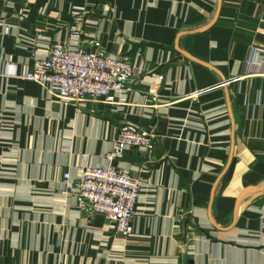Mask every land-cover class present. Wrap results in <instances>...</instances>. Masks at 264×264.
<instances>
[{
    "label": "crops",
    "instance_id": "1",
    "mask_svg": "<svg viewBox=\"0 0 264 264\" xmlns=\"http://www.w3.org/2000/svg\"><path fill=\"white\" fill-rule=\"evenodd\" d=\"M0 20V264H264V0H0ZM74 30L129 58L113 104L22 78ZM125 125L153 149L108 160ZM85 165L142 180L129 236L60 194Z\"/></svg>",
    "mask_w": 264,
    "mask_h": 264
},
{
    "label": "built area",
    "instance_id": "2",
    "mask_svg": "<svg viewBox=\"0 0 264 264\" xmlns=\"http://www.w3.org/2000/svg\"><path fill=\"white\" fill-rule=\"evenodd\" d=\"M0 33L7 35L8 26L0 20ZM74 30L67 44L49 47L41 60H36L33 70L22 77L40 86L47 94L65 105L82 107L86 103L113 104L117 96L125 93L132 79L133 69L127 57L112 58L98 44L88 47ZM249 66L256 63L261 53L251 48ZM248 73V72H247ZM156 135L134 125L119 129L113 144L111 160L120 157L128 148L150 152ZM60 194L72 196L80 211L88 217L101 216L116 234L129 236L132 219L143 190V182L128 171L106 166H83L75 178L68 173L61 176ZM2 238L0 236V252Z\"/></svg>",
    "mask_w": 264,
    "mask_h": 264
},
{
    "label": "rangeland",
    "instance_id": "3",
    "mask_svg": "<svg viewBox=\"0 0 264 264\" xmlns=\"http://www.w3.org/2000/svg\"><path fill=\"white\" fill-rule=\"evenodd\" d=\"M3 21V20H2Z\"/></svg>",
    "mask_w": 264,
    "mask_h": 264
}]
</instances>
